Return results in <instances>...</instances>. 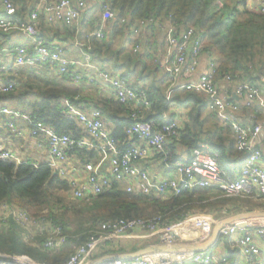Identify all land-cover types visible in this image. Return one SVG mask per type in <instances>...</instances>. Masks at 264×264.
Here are the masks:
<instances>
[{
	"label": "built area",
	"instance_id": "obj_1",
	"mask_svg": "<svg viewBox=\"0 0 264 264\" xmlns=\"http://www.w3.org/2000/svg\"><path fill=\"white\" fill-rule=\"evenodd\" d=\"M111 0H100L93 29L85 38L102 36V24L113 18ZM21 0H0V30L16 32L27 41L15 42L0 52V94L12 92L16 82L9 75H16L22 68L49 65L56 74L62 75L68 67L75 65L74 82L98 84L106 96L113 97L127 110L128 125L125 129L127 141L132 144L123 149L111 136L106 120L97 108H80L71 105L66 114L79 125L85 137H74L57 133L29 113H20L7 106L0 113L12 115L20 121L5 122L7 133L18 139L34 140V147L46 153V165L68 183L72 199L82 200L96 197L115 184L126 192L156 194H179L195 187L215 188L224 197L264 196V70L255 81L237 79L229 74L218 77L214 63L204 58L199 36L193 27L185 28L171 15L163 18L141 19L132 29L134 37L143 29L156 31L158 55L155 62L165 76V97L170 99L176 88L201 94L207 102V110L217 112L229 122L237 150L245 157L239 173L231 177L218 164L217 154H208L195 148L189 161L178 160L174 166L168 163V144L179 135L182 118L178 115L169 120L143 119L151 109L145 90L132 88L129 80L119 73H111L93 65L88 56L83 60L72 59L58 44L46 43L41 35L40 23L78 25L87 0H28L23 17L17 14ZM249 7L264 13V0H247ZM42 14V16H40ZM121 22H124L122 19ZM131 48L133 53L141 49L139 43ZM79 94L76 95V98ZM245 107L250 125L239 121V113ZM182 114V113H178ZM231 116V117H230ZM261 116V118H260ZM165 118L166 115L164 114ZM233 117V120H232ZM136 140L137 142H134ZM95 150L98 157L87 161L76 159L75 150ZM155 157L167 167L173 168L174 177L153 178L139 162ZM0 159L24 163L25 159L0 140ZM9 220L21 226L31 236L42 238L47 249L62 247L67 241L63 226L47 213L34 215L25 209L0 203V224ZM213 219L205 214H186L176 222H169L162 215L148 218L117 219L102 223L88 239L73 246V252L63 264H182L192 261L197 264H264V217L247 219L245 227L235 222L224 224L219 236L230 238L238 254L236 261L229 260L225 253L206 251H177L149 253L131 258L98 255L100 246L112 243L121 237H139L135 230L148 233L140 237H156L158 243L172 245L205 240L211 233ZM0 264H45L25 254L0 256Z\"/></svg>",
	"mask_w": 264,
	"mask_h": 264
},
{
	"label": "trees",
	"instance_id": "obj_2",
	"mask_svg": "<svg viewBox=\"0 0 264 264\" xmlns=\"http://www.w3.org/2000/svg\"><path fill=\"white\" fill-rule=\"evenodd\" d=\"M27 1L21 0L17 14L19 18L25 13ZM110 5L114 16L102 24V36L85 38L97 23L96 14L91 10L99 12L100 0H87L82 19L76 26L46 25L41 22V35L46 43H55L64 49L75 43L77 37L82 39L81 56H88L89 62L101 69L123 75L132 88L145 90L151 109L144 113L143 119L163 121L178 115L185 117L182 118L179 135L168 145V163L171 167L179 159L173 146L179 144L186 151L187 156L183 160L189 161L195 148L208 154L216 153L219 166L231 177H236L245 153L237 150L234 137L228 134L229 126L216 125L213 131L204 133L206 120L202 118V112L207 109V102L201 94L176 88L167 100L165 76L155 62L159 48L158 35L156 31L146 28L134 37L132 29L141 19L153 17L156 21L171 15L183 27L195 29L201 41V53L214 63L218 77L229 74L237 79L255 81V74L264 70V13L249 7L247 0H111ZM122 19L124 22H121ZM15 33L0 30V52L13 46L11 36ZM135 43H139L141 49L133 53L131 48ZM76 70V66L71 65L66 73L58 75L49 65L22 68L15 77V90L0 94V108L7 106L20 113H29L33 120L41 121L57 133L76 138L85 137L86 134L73 118L67 116L68 108L71 105L83 109L97 108L101 110L107 127L108 122L112 124L111 136L121 148L126 149L133 142L127 141L125 134L128 125L126 107L113 97L103 95V89L96 83L82 81L76 84L73 79ZM175 108H184L185 111L178 114ZM246 110L243 107V111ZM8 121L21 125L14 116L0 113V140L15 137L5 131L3 124ZM74 153L79 161L98 157L93 149L79 148ZM68 191L67 181L54 174L45 162L35 164L25 160L24 163H17L0 159V203L7 202L34 215L47 213L63 226L67 235L62 247L47 249L42 246L41 237L29 235L21 226L9 220L0 224V256L25 254L45 264H63L73 252V246L85 242L102 223L148 218L156 214L169 222H176L186 214H205L221 219L259 209L251 201L264 197H224L212 187H195L176 195H160L153 191L129 193L115 184L96 197L75 200L70 196L68 198ZM261 208L264 209V204ZM147 239L158 242L156 237ZM150 243L125 248L122 240L118 239L101 246L98 255L134 251ZM220 244L229 260L237 258L230 238L221 236L206 252L213 253ZM182 264L197 263L185 261Z\"/></svg>",
	"mask_w": 264,
	"mask_h": 264
},
{
	"label": "crops",
	"instance_id": "obj_3",
	"mask_svg": "<svg viewBox=\"0 0 264 264\" xmlns=\"http://www.w3.org/2000/svg\"><path fill=\"white\" fill-rule=\"evenodd\" d=\"M91 1H93V0H91ZM91 12H94V14H97L96 10L92 9ZM23 42H25V41H23ZM55 42H57V41H55ZM75 56H78V58H76ZM80 56L81 55H80L79 52H76V51L73 50L71 55H70V58L76 59V60H83V59H81L82 56L81 57ZM82 91H84V87L82 88ZM105 93H109V90L106 89V88H105V90H102V94L104 95ZM99 95H100V93H99ZM174 110L177 113H184V111H185L184 108H178V109L175 108ZM239 116H240L239 117V121L241 123L246 124V125H250L251 120L248 119L247 113H245L243 111V109L239 113ZM209 118L216 119L218 122H220V124L222 126H226V127L229 126L228 134L230 136L232 135L234 137V135L232 133L231 124L229 122L224 121L220 114H218L217 112H211L210 111ZM232 120H233V117H232ZM108 126H109L108 127L109 130H111L110 127H112V124L110 122H108ZM2 141L4 142V144L7 147H9L14 152L16 151V153L19 154V156L21 158H24L25 160H31L35 164L45 162V160H46V153L44 151L37 150L34 147V140L18 139V138H15V137H13V138L12 137H7L5 139H2ZM173 147H174L175 153L177 155V158H179L178 160L186 159V156H187L186 155V151L184 150V147L182 145L174 144ZM19 150H22V151H19ZM139 166L145 168L148 171V174L150 176H152L153 178L161 179V178H168V177L176 176L173 168L167 167L164 164L160 163L158 161V159L155 158V157H150V158H147L145 160L140 161L139 162ZM259 209L262 210L263 208H259ZM212 218L214 220L216 219L214 217H212ZM133 234L138 235V236H142V235L146 236L148 233L145 234V233H143L140 230H135ZM215 249L222 250V244L217 246ZM237 256H238V254H237ZM236 259H234L233 261H236Z\"/></svg>",
	"mask_w": 264,
	"mask_h": 264
},
{
	"label": "water",
	"instance_id": "obj_4",
	"mask_svg": "<svg viewBox=\"0 0 264 264\" xmlns=\"http://www.w3.org/2000/svg\"><path fill=\"white\" fill-rule=\"evenodd\" d=\"M95 29H98V25L95 26ZM7 79L14 80L15 76L9 75ZM255 217H264V209L248 210L244 212L231 214L221 219H218L217 221L214 222L209 236L202 241L176 243L172 245H166L164 243H151V244H146L145 246L140 247L134 251L106 254L105 257L131 258L149 253H161V252L168 253V252H177V251H206L208 248L214 245L216 240L219 238V230L224 224L235 222L237 226L243 228L246 226L247 219L255 218Z\"/></svg>",
	"mask_w": 264,
	"mask_h": 264
},
{
	"label": "rangeland",
	"instance_id": "obj_5",
	"mask_svg": "<svg viewBox=\"0 0 264 264\" xmlns=\"http://www.w3.org/2000/svg\"><path fill=\"white\" fill-rule=\"evenodd\" d=\"M11 40H13L15 42H21V41H27V38L24 37V36H22L19 33H15V34H13L11 36ZM75 42L76 43H73L71 45H67V47L65 49L66 50V53L68 54L69 57H70V55H71V53H72L73 50L76 51V52L82 53L81 48H82V44L84 43V41L82 39L80 40L77 37V39H75ZM83 57L84 56H82L81 59H84ZM209 114H210V111H208L207 109L202 112V118L206 120L205 121V124H204V128H203L204 133L209 132V131H213L215 129L216 125H218L220 127L222 126L220 124V122H218L216 119L209 118L208 117ZM182 118L185 119V117H182ZM19 151H22V150H19ZM67 195H68V198H69V196H70L69 193ZM251 203H252V205L256 206L257 208H261L263 206V204H264V197L263 198H255L253 201H251ZM247 205H249V203ZM68 229H70V228H68ZM120 240H122V244H123V246L125 248H130L133 245H136V246L137 245H141V244L146 243V242L155 243V242H152L153 240H150V239L148 240L146 237H140V236L139 237H121ZM213 252L216 253V254H220V253H222V250L214 249Z\"/></svg>",
	"mask_w": 264,
	"mask_h": 264
}]
</instances>
